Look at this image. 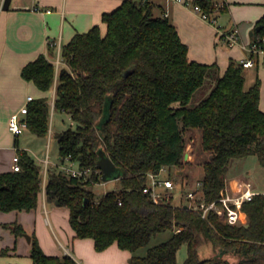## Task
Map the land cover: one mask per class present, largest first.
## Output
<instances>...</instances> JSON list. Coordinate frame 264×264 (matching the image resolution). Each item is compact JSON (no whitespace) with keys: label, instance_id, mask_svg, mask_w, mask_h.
Instances as JSON below:
<instances>
[{"label":"trees","instance_id":"obj_1","mask_svg":"<svg viewBox=\"0 0 264 264\" xmlns=\"http://www.w3.org/2000/svg\"><path fill=\"white\" fill-rule=\"evenodd\" d=\"M192 3L209 14L226 7L217 8L214 0ZM101 21L104 33L94 24L61 46L64 65L57 70L49 59L51 47L21 68L22 78L42 91L56 79L53 107L75 124L54 132L60 161L69 156L89 171L84 178L58 166L49 168L46 200L68 209L74 237L92 238L97 251L116 243L131 252L129 264H177L182 244L187 248L182 264H264V192L243 203L246 223L230 224L213 214L204 219L172 202L155 203L143 191L147 172L183 164L185 133L192 129L200 131L201 147L209 154L200 178L205 202L221 196L232 159L255 155L264 167L260 79L246 88L244 67L234 59L223 73L214 62L190 60L175 24L168 16L155 15L150 0H122L103 12ZM257 25L261 28L253 31L252 40L261 43L264 13ZM49 109L46 96L27 103L29 132L47 136ZM100 151L118 168L120 189L95 199L87 186L102 180ZM17 153L20 170L0 172V212L38 206L41 165L25 149ZM4 225L15 235L24 233L18 222ZM166 229L173 230L168 239L149 246L144 255L135 254ZM203 241L216 256H199ZM29 256L34 264H79L69 254L45 253L35 235Z\"/></svg>","mask_w":264,"mask_h":264},{"label":"crops","instance_id":"obj_2","mask_svg":"<svg viewBox=\"0 0 264 264\" xmlns=\"http://www.w3.org/2000/svg\"><path fill=\"white\" fill-rule=\"evenodd\" d=\"M3 1L0 0V172L11 170L12 157L17 153V149L27 151L29 148L25 145L27 134L34 135L27 128L22 134L13 135L8 129L9 116L19 111L27 102L28 96L32 99L47 97L51 89L50 87L49 90L42 91L31 80L23 79L21 76L23 65L40 53L47 55L50 47L54 55L49 59L53 61V57L57 56L58 52L60 57L62 45L67 43L75 33L85 32L94 24H99L104 33L106 27L101 21L102 13L114 9L122 2V0H10L8 8L3 9ZM150 1L154 4L155 15L168 16L175 24L181 40L188 46V58L202 63L214 62L221 73L226 69L230 59L241 63L250 56L244 46L252 41L253 32L251 31H254L256 21L264 13V0H214L216 4H226L225 9L215 11L216 17H219L221 25H218L222 32L234 27L239 30L238 43L228 45L225 38L218 33L216 26L206 22L191 7L183 4L184 1L189 0ZM260 62L264 65V61L260 59L255 66L260 76L264 78V70L259 68ZM249 68L244 67V78ZM55 87L56 79L52 84L54 92L52 105ZM48 103L50 106L49 100ZM259 107L264 111V87L261 80ZM49 132L50 129L48 137ZM39 160L41 161L42 158ZM45 182L46 176L42 177V190L36 209L0 212V264H7L9 258L15 259L21 252L29 256L31 235L36 236L47 254L61 256L65 252L70 253L68 247H65L63 252L55 251L58 250L57 246L48 249L46 241L36 231L38 217L42 213H46L44 220L50 224L53 231L52 226L59 225L55 218L56 203L49 200L51 209L47 208L44 195ZM40 197L43 198L42 204H40ZM41 205L43 209L40 208ZM39 219L42 226L43 218L39 217ZM11 222L20 223L24 233L30 235V241H26L24 233L15 235L4 225ZM64 234H69L71 237L74 232L67 230ZM69 237H66V240L68 239L73 249H76L77 258L74 259L79 264H129L130 254L127 250L119 248L116 243L102 251H97L92 238L73 236L74 239L70 241ZM3 250H7L5 254L2 253ZM30 264H34L32 259Z\"/></svg>","mask_w":264,"mask_h":264},{"label":"rangeland","instance_id":"obj_3","mask_svg":"<svg viewBox=\"0 0 264 264\" xmlns=\"http://www.w3.org/2000/svg\"><path fill=\"white\" fill-rule=\"evenodd\" d=\"M189 1L193 2V0H189ZM220 5L216 4V7L218 8ZM217 19H218L217 20L218 24L221 25L219 17H217ZM52 62L54 63L56 70L60 66L64 65L61 57L59 58H57V56L53 57ZM259 68L264 70V65L261 62L259 64ZM256 78L261 80L262 86L264 87V78L260 76L257 66L250 67L249 69H247V71L245 72V87H248L250 84H253ZM53 94L54 92L51 86V89L47 94V98L50 101L49 137L48 135L46 137H40V136L37 137L28 133L27 134L28 137L26 138L27 142H25V145L29 147L27 152L32 157H34L36 162H38L41 165L42 177H44L45 173H47V170L49 168L55 166L59 167L61 165L59 152H58L59 145L57 140L53 136L54 132L62 131L68 127H75V124L73 123V121L71 120L70 116L67 113L54 109L53 105L51 104ZM185 140H186L185 151H188L189 155L187 159H185L184 157L182 158L183 164L181 166H176V168L179 169L178 173H180L181 175L177 177L174 168H170V169L168 168L163 172V175L170 176L171 178L176 180L187 181V184L193 185L198 179L201 178L203 173L202 164L204 160L209 158V154L207 151H204L201 147L199 130L197 129L187 130L185 133ZM46 153L48 154L47 157L49 163L47 164L46 168H44L45 167L44 159L46 157ZM41 158L42 160L40 161L39 159ZM73 166H76V164H73ZM225 176L227 180L233 177L248 179L252 182V184L254 185L257 191L264 192V167L259 163L255 155H249L243 158L232 159L231 162L229 163L228 171ZM87 188L92 191L95 199H99L106 191L119 190L120 184L117 178H109L107 180H101V182L99 183H94L92 185H89L87 186ZM180 198H182L183 203L186 202V199L183 197V195L178 191H176L172 203L178 204ZM45 201H47L46 202L47 208L50 210L51 209L50 201L46 199ZM40 202H41L40 204L43 203V198L41 197H40ZM56 206L57 207H54L57 208L56 209L57 211L55 212V218H57L59 225L52 226L55 232L52 230L50 224H48L44 220V218L46 217V213H42V215L39 216L40 218L41 217L43 218L44 224L42 226L39 221L40 219L38 217L36 231H38L42 239L46 241L48 249H52L53 247L57 246L58 250L55 251L63 252L65 250V247H68L70 251L69 255L72 256L73 258L75 257L77 258V254L75 252L76 249L74 250L72 244H70L68 239L66 240V237H69V234H64L65 232H67V230L68 231L72 230L68 221V209L65 206H61L58 204H56ZM40 208L43 209L42 205ZM172 232H173L172 229H166L162 232L157 233L150 239L148 244L138 248L135 254L144 255L149 246H152L154 244L160 243L168 239L171 236ZM3 236L6 237L5 235ZM73 236L69 237L70 241L74 239ZM25 239L27 241L26 237ZM61 243H63L64 246ZM186 252H187L186 245L182 244L177 251V259H176L177 264L183 263V260L186 257ZM198 252H199V256L202 258L211 255L216 256L213 246L206 241L200 243V245L198 246ZM128 253L131 255V252ZM218 258L219 257H216V259ZM30 262H31L30 257L23 254V252H21V254L16 256L15 259L9 258L7 264H30Z\"/></svg>","mask_w":264,"mask_h":264},{"label":"built area","instance_id":"obj_4","mask_svg":"<svg viewBox=\"0 0 264 264\" xmlns=\"http://www.w3.org/2000/svg\"><path fill=\"white\" fill-rule=\"evenodd\" d=\"M183 4L191 7L203 20L216 26L218 33L221 37L225 38L228 45L238 43L240 34L237 27L222 32L215 14H209L203 11L199 5L190 1H184ZM244 47L250 53V56L241 61L243 67L255 66L260 59L264 61V36L261 38V43L252 40ZM57 58H59V52ZM30 100H32V97L28 96L27 102L19 111L12 113L8 118V129L15 136L22 134L27 128L25 113L27 112V103ZM44 163V168H46L49 163L47 154ZM73 164L75 163L70 161L69 156H66L64 158V163H61L59 168L65 173L73 176H83L84 178L88 176V169L79 168L77 165L73 166ZM167 169L168 167L163 166L158 172H147V181L143 187V191L149 195L153 202H172L175 192L178 191L186 199V202L183 203L182 198H180L178 205L196 210L204 219H209V216L213 214L219 220L230 224L246 223L247 217L242 209V205L245 201L250 200L255 194L259 193L250 180L237 177L230 178L229 180L226 179L221 196L211 202H205L202 198V181L200 179H198L195 184L189 185L187 181L176 180L170 176H164L163 172ZM174 169L177 177L180 176L181 174L178 173L179 169L176 167H174ZM11 170H20L18 153L12 157ZM45 176L46 173L44 177Z\"/></svg>","mask_w":264,"mask_h":264},{"label":"water","instance_id":"obj_5","mask_svg":"<svg viewBox=\"0 0 264 264\" xmlns=\"http://www.w3.org/2000/svg\"><path fill=\"white\" fill-rule=\"evenodd\" d=\"M10 0H4L2 8L7 9L9 6ZM261 28V25H257L254 29V31H258ZM253 31H251L252 33ZM188 151L184 152V158L187 159L188 157ZM97 166L101 171V179L107 180L109 178H117L119 176V171L116 165L112 162L110 158H108L103 151H100V156L97 160ZM86 201V199H85ZM24 236L27 238L28 241H30V235L27 233H24Z\"/></svg>","mask_w":264,"mask_h":264}]
</instances>
